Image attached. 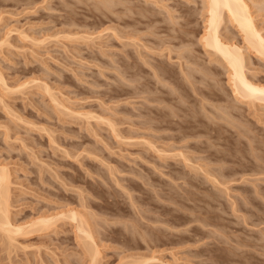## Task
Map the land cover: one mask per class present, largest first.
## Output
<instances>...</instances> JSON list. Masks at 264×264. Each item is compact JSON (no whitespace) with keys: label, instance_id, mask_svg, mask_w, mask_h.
Wrapping results in <instances>:
<instances>
[{"label":"rangeland","instance_id":"obj_1","mask_svg":"<svg viewBox=\"0 0 264 264\" xmlns=\"http://www.w3.org/2000/svg\"><path fill=\"white\" fill-rule=\"evenodd\" d=\"M245 1L264 37V0ZM207 10L0 0V168L14 224L77 211L99 264H264V100L236 93L205 46ZM223 18L220 37L264 86V57ZM55 225L0 238V264H90L75 223Z\"/></svg>","mask_w":264,"mask_h":264},{"label":"bare ground","instance_id":"obj_2","mask_svg":"<svg viewBox=\"0 0 264 264\" xmlns=\"http://www.w3.org/2000/svg\"><path fill=\"white\" fill-rule=\"evenodd\" d=\"M209 18L206 32L203 36L205 46L212 48L220 55L231 70L236 93L243 99L264 100V86L251 81L245 71V59L241 49L235 44L227 43L220 37V26L224 21V13L233 20L245 34L248 44L264 57V37L257 29L249 5L245 0H206ZM112 171V170H111ZM8 173L0 168V238H5L9 245L18 236H28L32 233L46 232L53 228L60 218L68 217L75 223L77 238L87 250L90 264H99L100 252L95 238V232L90 223L84 220L77 211L70 210L54 216H41L23 225H16L10 214V187ZM1 244H3L1 242ZM6 246L5 244H3ZM7 248V247H6ZM141 264V263H140Z\"/></svg>","mask_w":264,"mask_h":264}]
</instances>
